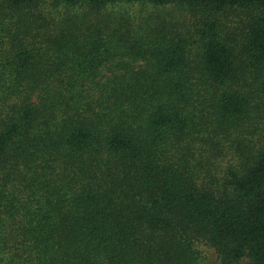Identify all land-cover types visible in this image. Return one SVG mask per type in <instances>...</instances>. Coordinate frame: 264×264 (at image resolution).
Listing matches in <instances>:
<instances>
[{
    "label": "trees",
    "instance_id": "16d2710c",
    "mask_svg": "<svg viewBox=\"0 0 264 264\" xmlns=\"http://www.w3.org/2000/svg\"><path fill=\"white\" fill-rule=\"evenodd\" d=\"M264 264V0H0V264Z\"/></svg>",
    "mask_w": 264,
    "mask_h": 264
},
{
    "label": "rangeland",
    "instance_id": "374dc122",
    "mask_svg": "<svg viewBox=\"0 0 264 264\" xmlns=\"http://www.w3.org/2000/svg\"><path fill=\"white\" fill-rule=\"evenodd\" d=\"M203 251L202 254L205 255L207 258L206 260L204 259L202 264H216L215 263V255L212 253L210 249H208L206 246H202Z\"/></svg>",
    "mask_w": 264,
    "mask_h": 264
}]
</instances>
